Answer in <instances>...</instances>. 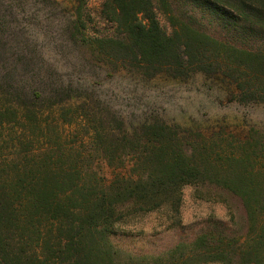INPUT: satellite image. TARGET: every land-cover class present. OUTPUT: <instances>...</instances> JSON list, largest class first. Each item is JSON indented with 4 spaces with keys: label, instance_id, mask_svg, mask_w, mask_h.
<instances>
[{
    "label": "trees",
    "instance_id": "16d2710c",
    "mask_svg": "<svg viewBox=\"0 0 264 264\" xmlns=\"http://www.w3.org/2000/svg\"><path fill=\"white\" fill-rule=\"evenodd\" d=\"M64 1L61 35L78 52L68 76L27 48L19 9L31 1L0 0V264H264V132L203 133L148 105L126 111L106 83L198 74L264 104V0H104L107 35L86 33L87 0ZM187 185L237 196L244 231L209 219L156 255L114 243L139 215L164 210L179 226Z\"/></svg>",
    "mask_w": 264,
    "mask_h": 264
},
{
    "label": "rangeland",
    "instance_id": "374dc122",
    "mask_svg": "<svg viewBox=\"0 0 264 264\" xmlns=\"http://www.w3.org/2000/svg\"><path fill=\"white\" fill-rule=\"evenodd\" d=\"M29 1L31 2L24 4L23 9H19V17L22 19L19 28L23 27L33 36L27 42V48H37L43 52L61 74L68 76L71 73L69 65L78 52L65 40L67 36L61 35V29L66 26L72 3L55 0L61 4V7H56L46 0ZM103 2L104 0L86 1L84 13L87 34L112 33V23L101 14ZM46 13L48 18L45 17ZM160 23L169 31L163 17H160ZM55 42L58 46L54 45ZM103 71L99 67L93 72H98L99 79H102ZM129 82L131 84H126ZM106 83L114 88L108 90L117 96L119 107L126 111L139 112L148 105L168 123H177L203 133L223 130L238 135L251 126L264 132V104L238 103L232 94L226 92L223 83L204 79L198 74L182 80L159 78L141 84L124 74L115 73L112 77L107 76ZM46 115L50 116L49 113L44 114ZM180 219L179 226L169 228L164 210L139 215L123 223L113 241L124 251L133 254L156 255L173 247L180 240H192L209 219L221 220L240 233L245 227V211L240 199L225 190L210 186L187 185L182 189Z\"/></svg>",
    "mask_w": 264,
    "mask_h": 264
}]
</instances>
